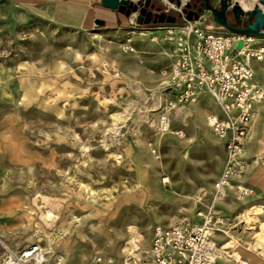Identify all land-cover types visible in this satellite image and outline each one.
Listing matches in <instances>:
<instances>
[{"label": "rangeland", "instance_id": "1", "mask_svg": "<svg viewBox=\"0 0 264 264\" xmlns=\"http://www.w3.org/2000/svg\"><path fill=\"white\" fill-rule=\"evenodd\" d=\"M151 1L176 22L71 27L52 2L0 0V264L28 246L40 264H153L157 227L201 223L212 207L217 264H264V98L245 169L220 194L217 104L207 91L181 103L171 83L176 39L211 15ZM252 65L264 90V58Z\"/></svg>", "mask_w": 264, "mask_h": 264}, {"label": "built area", "instance_id": "2", "mask_svg": "<svg viewBox=\"0 0 264 264\" xmlns=\"http://www.w3.org/2000/svg\"><path fill=\"white\" fill-rule=\"evenodd\" d=\"M214 6L219 7L220 0ZM242 10L243 26L249 9ZM227 16L235 17L232 7L227 10ZM187 29L175 41L177 62L171 71V83L181 103L195 101L200 89H205L217 104L218 112L209 114L207 122L226 148L225 165L215 183L220 192L246 166L243 153L254 107L264 98L252 62L264 58V45L258 43L257 37L230 32L213 20L210 25L195 21ZM239 41L243 42L240 49ZM161 125L167 128L166 116L162 117ZM239 191L244 195L252 192L247 187H239ZM199 214L203 218L201 223L184 222L155 229L150 245L153 264H217L219 253L212 237L222 219L213 207ZM40 255L36 246L21 250L6 247L3 259L5 264H40Z\"/></svg>", "mask_w": 264, "mask_h": 264}, {"label": "water", "instance_id": "3", "mask_svg": "<svg viewBox=\"0 0 264 264\" xmlns=\"http://www.w3.org/2000/svg\"><path fill=\"white\" fill-rule=\"evenodd\" d=\"M171 2L175 0H170ZM178 4H181V0H176ZM234 0H220V6L216 7L213 5L212 0H203L198 9L194 11H189L186 15L189 20L198 19L204 14L210 13L213 22L227 29L230 32L239 33L242 35L264 38V9L259 6L249 9L247 11L248 19L241 25L240 16L243 14L241 6L237 3L233 4ZM264 4V0H259ZM98 4L103 5L106 8L117 10L127 17H131L136 13V21L139 24L152 23L153 11L147 10L151 4V0H93ZM139 5L142 7L139 8ZM185 6L189 7L190 3L186 2ZM232 7L234 18L228 19L227 10ZM177 17L173 14H168L166 12L156 13L153 19L154 23L157 22H168L175 23ZM98 24L104 25L105 21L102 19L97 20ZM243 46V42L239 41L237 43V48L240 49Z\"/></svg>", "mask_w": 264, "mask_h": 264}, {"label": "crops", "instance_id": "4", "mask_svg": "<svg viewBox=\"0 0 264 264\" xmlns=\"http://www.w3.org/2000/svg\"><path fill=\"white\" fill-rule=\"evenodd\" d=\"M43 1L54 3L55 20L71 27L92 28L97 24V20L99 19L105 21L104 25H119L131 21V17H127L117 10L106 8L101 4L93 2V0H18L23 5ZM218 2L219 0L213 4L217 5ZM259 113V110L255 111L254 120L258 118Z\"/></svg>", "mask_w": 264, "mask_h": 264}, {"label": "bare ground", "instance_id": "5", "mask_svg": "<svg viewBox=\"0 0 264 264\" xmlns=\"http://www.w3.org/2000/svg\"><path fill=\"white\" fill-rule=\"evenodd\" d=\"M136 1V0H135ZM164 1H167V0H164ZM235 2H239V5L244 8V9H252L254 7H257L259 6L260 8L264 9V4L261 3L259 0H234ZM253 5V6H252ZM252 6V7H251ZM250 7V8H248ZM205 15V14H204ZM134 18H136V13H134L132 16H131V19L133 20ZM132 33H135V31H132ZM260 40L261 39H264V38H259ZM203 92H206L205 89H200L199 91V95L200 93H203ZM262 100L256 102V103H259L261 102ZM248 139V138H247ZM225 192V188L221 189L220 190V194L224 193ZM263 237V236H262ZM42 252V251H41ZM41 256V259L42 260V254L40 255ZM36 263H39V262H36ZM5 264V263H4ZM34 264V263H33Z\"/></svg>", "mask_w": 264, "mask_h": 264}, {"label": "flooded vegetation", "instance_id": "6", "mask_svg": "<svg viewBox=\"0 0 264 264\" xmlns=\"http://www.w3.org/2000/svg\"><path fill=\"white\" fill-rule=\"evenodd\" d=\"M202 2H203V0H191V2H189L190 3V6L189 7L184 6L183 7V11L186 13V15L188 14L189 11H194L195 12L198 9V7L201 5ZM212 3H213V0H212ZM155 6L156 5L151 1V4H150V6L147 9L148 11L149 10L153 11V14H152V22H153V19L155 17V14L156 13H160V11H157L155 9ZM140 7H142V5H139V8Z\"/></svg>", "mask_w": 264, "mask_h": 264}]
</instances>
